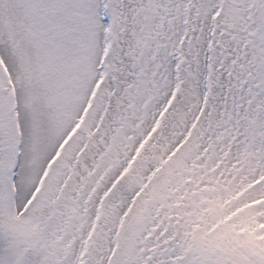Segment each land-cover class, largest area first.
Returning a JSON list of instances; mask_svg holds the SVG:
<instances>
[{"label": "snow or ice", "instance_id": "obj_1", "mask_svg": "<svg viewBox=\"0 0 264 264\" xmlns=\"http://www.w3.org/2000/svg\"><path fill=\"white\" fill-rule=\"evenodd\" d=\"M0 264H264V0H0Z\"/></svg>", "mask_w": 264, "mask_h": 264}]
</instances>
